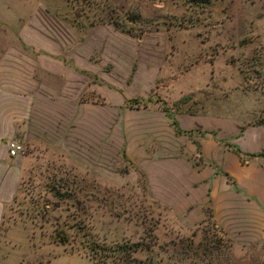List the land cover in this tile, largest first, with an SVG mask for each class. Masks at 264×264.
<instances>
[{"label": "rangeland", "instance_id": "374dc122", "mask_svg": "<svg viewBox=\"0 0 264 264\" xmlns=\"http://www.w3.org/2000/svg\"><path fill=\"white\" fill-rule=\"evenodd\" d=\"M0 32L48 35L82 107L145 102L114 107L111 137L83 108L59 127L76 151L38 147L4 205L0 264H264L250 217L218 206L234 189L219 158L240 126L264 125V0H0ZM125 110L177 122V179L152 158L168 149H126Z\"/></svg>", "mask_w": 264, "mask_h": 264}, {"label": "crops", "instance_id": "0c3cea01", "mask_svg": "<svg viewBox=\"0 0 264 264\" xmlns=\"http://www.w3.org/2000/svg\"><path fill=\"white\" fill-rule=\"evenodd\" d=\"M49 39L46 34L45 38L32 35L11 39L9 34L0 32V230L4 205L13 200L19 178L32 158H35L38 147L45 145L46 148L51 143L64 144L76 151L68 145H80V138L76 142L74 130L66 132L63 127L62 132H59V127L68 125L70 130L74 129L75 124L80 125L83 108L85 122L93 125L94 134H97V123L105 120L110 124L106 127V135L111 130V137L114 120L112 110L114 107L120 108L125 99H130L111 95L107 104H88L82 107L79 98L71 96L73 90L69 86L72 87V81L67 79V64L63 58H56L57 54L49 50ZM9 43L11 46H8ZM36 60L45 64L37 63ZM51 60L55 62L54 67L51 66ZM121 119L126 149L132 150L136 144L137 153L145 154L149 143L156 144L157 150L168 149L164 157L153 155L152 158L155 166L161 169L159 174L166 175L168 179H177V131L167 125L165 117L161 113L133 114L125 110ZM158 124L165 125V132ZM135 131H145V134L140 135ZM235 133L234 146L241 155L229 151L225 152L223 159L219 158L224 169L233 175V196L231 198L230 191L224 188L218 206L227 209L233 200L234 213L250 217V225L256 226V239L263 241L264 125L240 126ZM10 140L23 143L24 152L14 158L10 157L7 149ZM206 187H209L208 182Z\"/></svg>", "mask_w": 264, "mask_h": 264}, {"label": "trees", "instance_id": "16d2710c", "mask_svg": "<svg viewBox=\"0 0 264 264\" xmlns=\"http://www.w3.org/2000/svg\"><path fill=\"white\" fill-rule=\"evenodd\" d=\"M115 26H119V24H116ZM125 103H127V104H129V105H136V106H138L140 103H145V102H144L143 99L136 97V98L125 99ZM164 110L168 112L167 107H165ZM172 124H173V126L175 127V129H176L177 132H179V133L183 132V131L178 127L176 121H172ZM192 132H193V131H186V133H188V134H191ZM236 152H237L239 155H241V153H240V151H239L238 149H236ZM250 156H251V155H250ZM251 157H252V156H251ZM63 241H65L64 237H63ZM63 241H61V242H63ZM130 249H131V250H130L129 252L136 251V249H134L133 247H132V248L130 247ZM126 264H131V263H126Z\"/></svg>", "mask_w": 264, "mask_h": 264}, {"label": "built area", "instance_id": "2783aa9c", "mask_svg": "<svg viewBox=\"0 0 264 264\" xmlns=\"http://www.w3.org/2000/svg\"><path fill=\"white\" fill-rule=\"evenodd\" d=\"M7 149L9 156L14 158L24 152V145L17 140H10L7 143Z\"/></svg>", "mask_w": 264, "mask_h": 264}]
</instances>
